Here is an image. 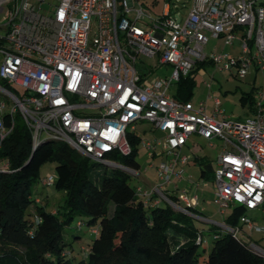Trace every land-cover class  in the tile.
<instances>
[{
	"label": "built area",
	"instance_id": "obj_1",
	"mask_svg": "<svg viewBox=\"0 0 264 264\" xmlns=\"http://www.w3.org/2000/svg\"><path fill=\"white\" fill-rule=\"evenodd\" d=\"M3 11L0 82L17 92L0 84V94L13 104L7 110L0 99V146L12 128V121L6 127L2 117L17 113L30 134L31 150L43 136L137 177L135 170L113 161L130 154L128 136H136L135 125L145 122L160 136L138 143L147 158L158 161L157 184L149 190L134 187L143 205L164 202L193 215L187 209L195 208L196 197L178 193L176 184L186 180L189 156L182 150L197 153L186 146L195 136L208 147L221 143L212 172L213 203L264 213V83L252 116L243 121L224 115L217 99L207 115L203 104L172 97L177 82L208 66L217 73L233 72L238 80L264 71V0H192L182 21L169 13L167 3L159 15H151L140 0H0ZM207 36L222 47L236 46L237 53L217 52L215 46L205 52ZM163 66L170 67L168 76L151 77ZM7 169V162L0 165V171ZM54 180L48 175L40 185L51 187ZM238 223L264 240V226L244 214ZM218 227L245 242L238 228ZM201 242L198 235L195 244ZM249 247L264 257V248Z\"/></svg>",
	"mask_w": 264,
	"mask_h": 264
},
{
	"label": "trees",
	"instance_id": "obj_2",
	"mask_svg": "<svg viewBox=\"0 0 264 264\" xmlns=\"http://www.w3.org/2000/svg\"><path fill=\"white\" fill-rule=\"evenodd\" d=\"M0 84L13 94L17 92ZM191 96V79L176 83L174 99L187 102ZM240 99L248 101L253 113V97L248 93ZM2 120L6 127L11 120L12 128L0 146V165L8 164L6 171H0V264H264V257L246 242L215 226L210 228L207 256L198 262L197 247L202 242L195 244V238L201 237V231L192 224V217L167 204L143 205L135 197L134 187L128 185L129 173L91 161L63 142L42 139L32 151L30 134L19 115H4ZM128 142L130 154L115 156L114 161L137 170L139 138L129 135ZM193 161L199 178L209 171L212 179L203 157H193ZM45 162L54 164L51 187L64 195L63 204L53 212L35 204L31 197V187ZM170 199L178 202L175 196ZM187 210L199 213L194 208ZM244 212L241 207H231L225 224L235 225ZM73 221L76 229L92 227L94 236L87 254L80 248L84 257L78 261L62 241L64 229ZM180 240L183 243L177 244Z\"/></svg>",
	"mask_w": 264,
	"mask_h": 264
},
{
	"label": "rangeland",
	"instance_id": "obj_3",
	"mask_svg": "<svg viewBox=\"0 0 264 264\" xmlns=\"http://www.w3.org/2000/svg\"><path fill=\"white\" fill-rule=\"evenodd\" d=\"M192 0H140L144 5L145 9L151 15H159L162 11L163 4L167 3L169 8V13L173 16H177L180 21H182L186 14L188 13L189 7ZM154 2V3H153ZM5 12L0 14V24L5 22ZM94 32V25L91 26V31L88 34V39L90 40ZM208 42L205 47V52H209L212 47H216L217 52L229 53L235 55L237 53L236 46L222 47L220 41L212 40L207 36ZM143 63L151 64V60L144 59ZM170 73L169 66H163L160 69L155 70L151 77H163L168 76ZM234 73L224 72L217 73L213 71L211 67H205L204 72L201 74L199 70L192 74V96L190 102L193 106L197 104H203L206 114L210 115L213 108V99L219 101V110L223 112L224 115L234 119L236 121H243L252 116V113L248 107V101L241 100L243 95L249 93L253 99L256 98V92L264 83V71H257L255 77L253 75H246L244 79L238 80L233 77ZM0 99L6 104L5 109H10L13 104L8 101L5 97L0 94ZM135 134L139 139L145 141H151L160 136V134L150 132V125L148 123L142 122L135 125ZM44 137L42 136L41 139ZM186 146L188 148L195 147L197 153L192 154L186 149L182 150V153L189 156V162L185 165L184 172L186 174V181H190L193 184L192 187H179L178 193L186 192V197H190L193 192L198 197V207L203 210V212L192 215V224L198 230L201 231L202 243L197 247V260L202 262L209 251L211 231L210 228L212 224L216 227V230L221 231L220 225L225 224L224 220L231 213V206L219 207L212 201V179L208 178L210 176L209 171L206 172L205 177L199 178V171L195 163H193V157H203L204 161L209 163L210 170L213 172L215 168V158L221 152V143L218 141L214 142L213 147H208L207 143L198 138L191 137L187 141ZM135 161L138 164V169L135 170L138 174L137 177L129 175L128 185L130 187L140 186L143 189H151L157 184L154 166L157 164V160H152L146 157L144 150L138 146L137 153L135 156ZM116 163V161H113ZM152 164V168L148 166ZM54 177V164L51 162H45L42 164L38 170V177L36 182L31 187V197L32 199H38V204L44 202V209L47 212L51 210L59 209L63 204L64 195L60 191L54 190L52 187L43 188L40 185V181L46 176ZM186 181H184L186 183ZM196 183H200L199 187H196ZM197 184V185H198ZM180 185V184H177ZM205 185V186H204ZM43 204V203H42ZM161 206H165L166 203L161 202ZM182 207L181 203L178 204ZM180 211V210H178ZM221 211V213H220ZM31 212V210H30ZM111 207L108 209V214L110 215ZM182 212V211H180ZM200 212V211H199ZM183 213V212H182ZM185 214V213H184ZM187 215V214H186ZM244 215L246 218L252 222L254 225L264 226V213L260 211H245ZM189 216V215H188ZM202 219H200V218ZM75 221H73L69 227L65 228L62 234V241L66 244L65 249L71 253L74 261H78L87 254L88 246L93 240L94 236L91 234L92 227L81 225L79 229H76ZM226 225V224H225ZM229 226V225H228ZM232 228H238L240 234L245 238V242L248 244L255 243L262 248H264L263 236L259 234H250L243 227L239 228V223L236 222L235 225H230ZM75 236L78 238L76 239ZM183 240H180L177 244H182ZM80 248L84 249V255L81 253Z\"/></svg>",
	"mask_w": 264,
	"mask_h": 264
},
{
	"label": "crops",
	"instance_id": "obj_4",
	"mask_svg": "<svg viewBox=\"0 0 264 264\" xmlns=\"http://www.w3.org/2000/svg\"><path fill=\"white\" fill-rule=\"evenodd\" d=\"M249 75H253V77H255V74L253 73V72H251V73H249L248 74V76ZM173 91H174V88H173V90H172V94H173ZM191 99V98H190ZM190 101V100H189ZM192 161H193V159H192ZM193 163H195L194 161H193ZM196 165V164H195ZM184 168H185V166L183 167V171H184ZM185 173V172H184ZM184 181H186V180H181V181H179L177 184H180V185H177L176 184V186H177V189L179 190V187L178 186H181V188H183V187H188V188H190V187H192L191 185L193 184L192 182H190V181H186V183L184 182ZM188 182H190V183H188ZM197 184V183H196ZM196 187H199V186H196ZM191 189V188H190ZM169 190L171 191L172 190V186H170L169 187ZM175 194H177V193H175ZM191 196H195L196 197V206H195V208L194 209H196L197 210V207H198V197L195 195V193L193 192V194L191 195ZM190 196V197H191ZM38 200V199H37ZM212 201H213V189H212ZM43 203V204H42ZM179 203H181V202H179ZM40 204H42V205H44V202H42L41 201V203ZM40 204H37V205H40ZM182 204V203H181ZM198 211V210H197ZM200 211V212H199ZM199 213L201 214V212H203V210H201V209H199ZM51 212H53V210H51ZM212 226H214V224H212Z\"/></svg>",
	"mask_w": 264,
	"mask_h": 264
},
{
	"label": "water",
	"instance_id": "obj_5",
	"mask_svg": "<svg viewBox=\"0 0 264 264\" xmlns=\"http://www.w3.org/2000/svg\"><path fill=\"white\" fill-rule=\"evenodd\" d=\"M32 151H33V149H32ZM104 165H106V164H104ZM106 166H108V167H113V168H118V169H121V170L125 171L123 168H121V167H119V166H112V165H106Z\"/></svg>",
	"mask_w": 264,
	"mask_h": 264
}]
</instances>
